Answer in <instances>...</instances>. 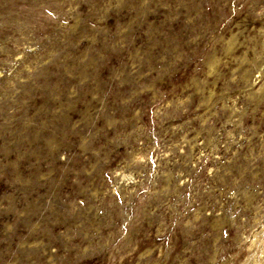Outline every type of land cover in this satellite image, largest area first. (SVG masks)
Returning <instances> with one entry per match:
<instances>
[{
	"label": "rangeland",
	"instance_id": "374dc122",
	"mask_svg": "<svg viewBox=\"0 0 264 264\" xmlns=\"http://www.w3.org/2000/svg\"><path fill=\"white\" fill-rule=\"evenodd\" d=\"M0 264H264V0H0Z\"/></svg>",
	"mask_w": 264,
	"mask_h": 264
}]
</instances>
